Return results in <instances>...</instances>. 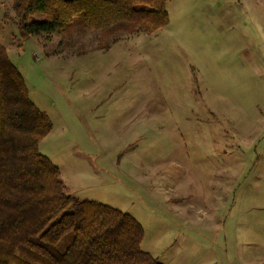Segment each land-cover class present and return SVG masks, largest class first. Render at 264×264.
Masks as SVG:
<instances>
[{
    "label": "rangeland",
    "instance_id": "1",
    "mask_svg": "<svg viewBox=\"0 0 264 264\" xmlns=\"http://www.w3.org/2000/svg\"><path fill=\"white\" fill-rule=\"evenodd\" d=\"M166 10L152 34L87 30L76 15L62 34L23 39L12 0H0V44L52 123L39 151L67 194L131 215L141 249L162 263L260 259L264 0H168ZM142 129L160 133L142 143ZM157 175L182 187L169 194ZM174 204L197 207L190 222L170 213Z\"/></svg>",
    "mask_w": 264,
    "mask_h": 264
},
{
    "label": "trees",
    "instance_id": "2",
    "mask_svg": "<svg viewBox=\"0 0 264 264\" xmlns=\"http://www.w3.org/2000/svg\"><path fill=\"white\" fill-rule=\"evenodd\" d=\"M168 0H12L20 35L62 34L76 15L87 30L152 34L169 22ZM41 13L44 20L28 23ZM52 123L28 95L0 44V264H163L141 249L131 215L66 193L60 170L39 151ZM71 244L55 246L67 234Z\"/></svg>",
    "mask_w": 264,
    "mask_h": 264
},
{
    "label": "crops",
    "instance_id": "3",
    "mask_svg": "<svg viewBox=\"0 0 264 264\" xmlns=\"http://www.w3.org/2000/svg\"><path fill=\"white\" fill-rule=\"evenodd\" d=\"M158 128L160 129L162 127L159 125ZM150 130H145L144 131L142 129L140 132H138L137 139H140L141 142L144 143L147 140V138L150 137V135H153V134L158 135L157 133H160V131H154L153 129H150ZM146 152H148V151H145V148H143L142 153H146ZM141 157L142 158H149L148 156H145V155H143ZM141 161L144 164V160L141 159ZM154 165H155L154 166V168H155L157 166V164H154ZM174 166L175 165L173 164V167ZM147 167L152 169L151 164L150 165L147 164ZM146 174L148 175V173H144V171H142V174H141L142 176L140 177V180L138 179V181H140L139 184H140V186L142 188V191H144V192L146 190L145 189V183L147 182V181L145 182ZM158 175H157V179H155L156 176L152 179L153 180L152 183L154 185H158V183H156V181H154V180H157L159 183H161V181H165V183H163V184H165V189L168 191L169 194L174 193L177 188L180 189V186L182 187V185H180V183L176 182L177 179L175 180L172 176H170V175H168L167 177L166 176H164V177L161 176V179L158 180V178H159ZM160 185H162V184H160ZM160 185L158 186V190H161ZM183 185L187 186L188 184L185 182V183H183ZM184 189H185V187H184ZM78 199H80V198H78ZM181 199L182 198H179V200H177L176 202H181L180 201ZM172 202H174V201H172ZM196 208L197 207H195L193 204H188V205H182V204L175 205L174 204L172 208H169V211H170V213H173L174 216L179 215V216L183 217L185 222H190V219H191L190 215H192L193 209H196ZM198 225L199 226H203V225H200V224H198ZM255 245H256V243H255ZM186 258H188V257H186ZM247 258H248L247 260L241 258L239 261L237 260V262H231V264H264V257H262V256L260 257V259H257L258 257L255 258V259H251V260L249 259V257H247ZM163 264H168V261L167 262L164 261ZM198 264H219V263H218V260H211L209 262H206V261H204V262L201 261L200 262V261H198Z\"/></svg>",
    "mask_w": 264,
    "mask_h": 264
}]
</instances>
